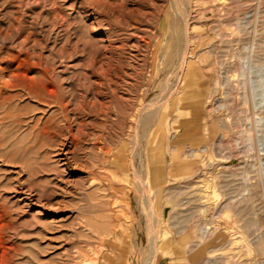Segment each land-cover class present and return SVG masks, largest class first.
Masks as SVG:
<instances>
[{"label":"rangeland","instance_id":"374dc122","mask_svg":"<svg viewBox=\"0 0 264 264\" xmlns=\"http://www.w3.org/2000/svg\"><path fill=\"white\" fill-rule=\"evenodd\" d=\"M174 249L264 264V0H0V264Z\"/></svg>","mask_w":264,"mask_h":264},{"label":"crops","instance_id":"0c3cea01","mask_svg":"<svg viewBox=\"0 0 264 264\" xmlns=\"http://www.w3.org/2000/svg\"><path fill=\"white\" fill-rule=\"evenodd\" d=\"M191 262L192 259L186 252L182 253L174 249L169 254H161L156 264H192Z\"/></svg>","mask_w":264,"mask_h":264},{"label":"bare ground","instance_id":"6f19581e","mask_svg":"<svg viewBox=\"0 0 264 264\" xmlns=\"http://www.w3.org/2000/svg\"><path fill=\"white\" fill-rule=\"evenodd\" d=\"M184 32V31H183ZM189 35H190V33H189V26H188V21L185 23V39H186V43H187V45H186V48L188 47V43H189V40H190V37H189ZM186 48H185V50H184V53H186ZM183 63H185L186 65L188 64V61H187V55H183ZM190 68V67H189ZM189 76H190V72L189 71H187L186 72V74H185V79H187V78H189ZM122 159V158H121ZM140 183H141V186L144 188V189H146L147 187V185H146V183L142 180V181H140ZM155 256H156V254H151L150 256H149V258H148V262L146 263V264H155ZM147 261V260H146Z\"/></svg>","mask_w":264,"mask_h":264}]
</instances>
